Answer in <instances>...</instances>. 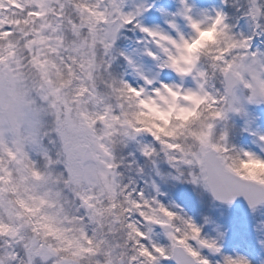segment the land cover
Masks as SVG:
<instances>
[{
  "label": "snow or ice",
  "instance_id": "snow-or-ice-1",
  "mask_svg": "<svg viewBox=\"0 0 264 264\" xmlns=\"http://www.w3.org/2000/svg\"><path fill=\"white\" fill-rule=\"evenodd\" d=\"M123 3L124 0H0V241L4 245L0 264H34L36 258L47 264L52 257L58 258V264H84V261L89 264H158L161 258L176 260V264H210L201 249L211 254L221 253L217 239L202 238L200 227L191 219L179 217L156 201L145 199L142 192L136 196L124 192V199L131 206L124 211L136 209L147 224L164 229L171 242L168 248L152 244L150 249L141 243L149 237L137 222L126 225L130 249L119 241L113 244L107 238L97 241L84 229L80 230L81 236L88 246L81 245L79 251L71 252L68 248L49 247L27 235L29 231L33 236L39 234L38 221L31 219L37 212L43 213L45 219L53 218L45 209L57 206L56 202L63 197L59 190L61 185L91 213V219H100L101 227L105 214L113 224L120 223V217L115 215L114 170L118 165L114 148L108 143L114 135L116 117L101 90L106 85L96 83L95 68L100 57H103L101 72L110 67L109 57L118 33L146 10L141 5L134 13L125 14ZM180 3L182 7L177 15L187 21L194 33L191 37L178 32V39H173L159 29L139 24L135 27L145 33L165 57L162 68H173L182 79L191 77L195 82V87L187 90L175 85L162 87L184 100L199 98L207 107L208 119L200 124L199 133L189 129L190 137L201 145L199 151H193L196 143L185 148L179 143L160 141L158 136L155 139L167 150L165 157L180 176L184 175L181 170L187 168L189 182L203 185L215 200L231 205L237 197L243 196L255 211L259 205H264V187H257L249 178L227 166L224 158L206 149L228 152L226 146L214 143V138L218 135L221 141L228 140L227 130L217 133V127L227 120L229 113L243 111L238 92L248 93V103H264V55L249 50L250 38L237 39L231 34L223 13L195 20L186 0ZM69 9L73 10L71 14ZM262 15L264 10L257 6L256 0H251V19L256 22ZM101 22L104 27H99ZM216 26H220L223 43L218 40L207 56L205 50L197 51L190 67L176 68L175 50L182 45H192L197 33ZM170 27L177 28L175 23ZM145 52L154 60L160 59L148 49ZM124 58L132 65L128 57ZM145 82L152 83L147 79ZM120 84L129 90L133 88L123 80ZM181 107L189 110L187 106ZM193 115L194 120L204 116L201 112ZM260 139L264 141V137ZM177 151L180 155L174 154ZM155 154V149L144 147L145 157L150 159ZM60 165L66 175L56 171ZM98 188L100 196L95 194ZM104 193L108 195L106 204L101 203ZM8 196L14 199H6ZM30 202H36V206ZM152 204L157 205L153 213L158 210L168 219L157 218L143 210ZM12 205L23 211L14 210ZM60 208L64 210L63 205ZM25 213L30 214L27 220ZM177 218L182 219L191 235L189 232L177 235L181 229L169 223ZM72 219L83 221L80 216ZM258 227L264 229V224ZM109 228V235H116L111 230L112 225ZM189 241H195L196 246ZM261 243L264 245V241ZM15 246H22L26 259L20 257ZM178 246L183 250L181 253L177 252ZM114 249L119 250L116 259H113ZM223 264H250V261L240 255L223 256Z\"/></svg>",
  "mask_w": 264,
  "mask_h": 264
},
{
  "label": "rangeland",
  "instance_id": "rangeland-1",
  "mask_svg": "<svg viewBox=\"0 0 264 264\" xmlns=\"http://www.w3.org/2000/svg\"><path fill=\"white\" fill-rule=\"evenodd\" d=\"M186 2L191 8L190 15L195 20L204 19V15L214 18L217 12L223 13L231 34L237 39L250 38L249 50L264 55V15L256 22L251 19L249 16L251 0H186ZM256 2L257 6L264 10V0ZM141 5L146 10L118 33L109 57L111 65L108 71L137 90L144 88L149 94L160 89L162 85H175L185 90L194 88L195 82L191 77L182 79L171 69L160 66L165 57L150 42V38L135 27L139 24L148 29H159L173 39H178V32L186 38L191 37L194 33L187 21L177 15L182 7L180 0H124L122 11L125 14L134 13ZM172 23L176 24V29L170 27ZM146 49L159 55L160 59L154 60L146 55ZM124 57H128L133 62L132 65H129ZM146 79L152 83H146ZM217 87L219 88V84ZM237 95L241 97L243 111L239 114L229 113L227 120L218 125L217 133L221 129H226L228 140L234 147L264 159L262 151L264 141L260 139L264 137V103H248L247 92H238ZM52 138L55 139L54 134ZM45 143L47 144V141ZM146 146L155 149L156 152L150 159L143 155ZM113 154L120 180L134 196L142 192L145 199L154 200L183 218L191 219L200 227L202 238L218 240L220 254H211L207 249H201V254L210 261V264H223V256L235 258L237 255L245 257L250 264H264V245L261 243L264 241V229L258 227L264 224V205L255 211H247L238 205L224 206L214 203L203 185L189 182L187 168L181 170L184 175L180 176L168 163L161 151L160 143L149 134L138 135L124 144L115 146ZM56 171L64 172L66 175L63 165L58 166ZM195 171L199 173L198 167ZM65 194L71 199V194L67 190ZM83 213L84 210L81 209L78 216L87 222ZM131 220L137 221L141 230L149 237L141 243L150 249L152 244L170 247L171 242L164 229L147 224L138 213L132 214ZM88 234H91L90 231ZM220 234H223L222 238ZM189 243L196 246L195 241ZM3 246V241H0V251L3 250ZM15 248L20 257L26 259L22 246ZM34 264L42 262L36 258ZM47 264H52V260L49 259ZM158 264L174 263L172 260L161 258Z\"/></svg>",
  "mask_w": 264,
  "mask_h": 264
},
{
  "label": "clouds",
  "instance_id": "clouds-1",
  "mask_svg": "<svg viewBox=\"0 0 264 264\" xmlns=\"http://www.w3.org/2000/svg\"><path fill=\"white\" fill-rule=\"evenodd\" d=\"M73 12L69 9V13ZM111 19V17H109ZM206 23H211L207 21ZM99 27H104L101 22ZM231 31V29L229 28ZM220 26L211 30H202L197 33L196 41L190 46H181L174 52V63L176 68L186 69L190 67V61L194 54L199 50H205V55L209 54V51L213 48L216 42L219 40L223 43V37L219 35ZM103 62V57L99 58L97 66L95 68V79L98 85H106L102 88L105 95V101L113 108V113L116 117L114 123V135L110 141H108L110 147L124 144L127 140H130V135L134 139L141 134H149L154 139L159 137L160 141L179 143L187 148L189 145L196 143V147L193 151H199L201 145L199 142H195L189 135V129L199 133L201 131L200 124L208 119V111L206 105L197 97H193L189 100H184L182 96L174 95L169 89L161 87L159 91H155L149 94L144 88L139 90L132 88L131 90L124 88L120 81L112 75L108 68H104L103 72L100 70V63ZM164 62V61H162ZM174 71L178 76V72ZM79 71V69H77ZM91 87V84H89ZM116 89V90H113ZM187 106L189 110H182L181 106ZM194 112H201L204 114L202 119L194 120ZM219 123V122H218ZM221 124V123H219ZM206 132L207 129H204ZM128 134V135H125ZM155 134V135H153ZM206 140V137H201ZM156 140V139H155ZM214 143L221 147H227L228 152L225 154L223 151L216 152L211 148L206 149L212 152L213 155L224 158V163L230 168L234 169L240 175L249 178L250 182L254 183L257 187H264V159L256 156L250 152H244L234 147L229 140L226 142L221 141L218 135L214 138ZM161 145V144H160ZM161 151L165 155L166 149L161 147ZM264 151V148H262ZM250 153V155H245ZM175 155H180V152H175ZM116 172V194L117 198L115 203L117 205L115 215L120 217V223L113 224L112 220L107 214L103 217V227H101V221L99 218L91 219V213L84 209L83 205L76 199L70 190L64 188L63 185L59 186V190L63 192V197L58 200L55 208H46L45 212L53 217L52 219H45L44 214L37 212L35 216H31L33 221H38V235L33 236L31 231L27 233L33 239H37L42 243H45L49 247H61L68 248L69 251H79L81 245L87 247V241L81 236V229L90 231V236L99 241L101 238H107L113 244L119 241L130 249L131 242L126 240V233L128 231L126 225L129 222H137L131 220V215L137 213L136 209H132L131 212H125L124 209H128L131 206L124 199V192L129 191L120 180L117 169ZM65 190L71 194H65ZM23 194V193H21ZM97 196L101 195V191L98 188ZM6 199H14V197L8 196ZM108 202V195L103 194L101 203L106 204ZM143 206V201H141ZM33 207L36 206V202H30ZM63 205V211L60 206ZM123 206V207H121ZM16 211H23L17 206L12 205ZM84 210L86 221H75L72 218L80 214V210ZM157 209L156 204H152L151 207H144L143 210L149 215H155L157 218L167 220L162 213L158 210L153 213V210ZM30 214L25 213L26 220ZM179 217H182L178 214ZM7 219V217H5ZM17 223H21L17 221ZM138 223V222H137ZM174 227L181 229V235L183 232H189L182 219L177 218L169 221ZM109 225H112L116 235H109ZM171 230V229H169ZM189 235L191 233L189 232ZM119 250L114 249L113 259H116ZM183 250L179 246L177 252L181 253ZM62 256L68 255L67 253H61ZM186 256V254H185ZM101 259L103 257L101 256ZM52 264H58V258L52 257ZM175 264H176V260ZM84 264H89L88 261H84Z\"/></svg>",
  "mask_w": 264,
  "mask_h": 264
},
{
  "label": "water",
  "instance_id": "water-1",
  "mask_svg": "<svg viewBox=\"0 0 264 264\" xmlns=\"http://www.w3.org/2000/svg\"><path fill=\"white\" fill-rule=\"evenodd\" d=\"M210 197L212 198V200L215 202V203H218V204H222V205H228V204H225V203H222L220 201H217L215 200L212 195L210 194V192H208ZM231 205H239V206H242L243 208H245L246 210H249L251 211L252 209L249 207L248 205V202L246 201V199L243 197V196H240V197H237L233 203ZM261 205H259L258 207H260ZM257 207V208H258ZM172 262L175 264V261L172 260Z\"/></svg>",
  "mask_w": 264,
  "mask_h": 264
}]
</instances>
